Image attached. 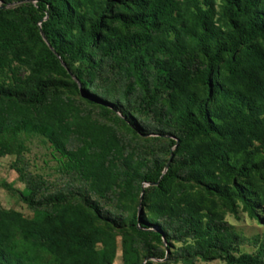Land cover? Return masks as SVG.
Returning a JSON list of instances; mask_svg holds the SVG:
<instances>
[{"label": "trees", "instance_id": "trees-1", "mask_svg": "<svg viewBox=\"0 0 264 264\" xmlns=\"http://www.w3.org/2000/svg\"><path fill=\"white\" fill-rule=\"evenodd\" d=\"M5 156L0 264H264L224 220L264 211V0H0Z\"/></svg>", "mask_w": 264, "mask_h": 264}, {"label": "rangeland", "instance_id": "rangeland-1", "mask_svg": "<svg viewBox=\"0 0 264 264\" xmlns=\"http://www.w3.org/2000/svg\"><path fill=\"white\" fill-rule=\"evenodd\" d=\"M28 150L25 152V158L29 162L31 171L42 174L53 186H59L62 182L60 175L55 171V161L52 155V150L47 142L38 135H32L26 141ZM13 156L0 157V203L6 208H13L21 211L25 215H30L32 212L19 200L18 196L11 191H7L1 186L2 182L12 183L14 186L20 187V182L16 180L17 174L10 168L13 161ZM142 199H140L141 202ZM140 213L143 212V207L140 208ZM258 218L251 219L247 216L240 207L237 214L227 213L224 220L231 225L235 231L240 233L243 242L239 245L240 252L255 253L256 249L264 238V211L256 212ZM258 237V241L254 239ZM174 248L180 247L181 242L173 244ZM171 250L166 252L164 259H154L152 264H165L168 262V255ZM238 254V253H237ZM236 254V255H237ZM146 260L143 261L145 264ZM114 264H120V252H117ZM174 264H185L183 261H178ZM194 264H225L221 258H209L203 261L196 259Z\"/></svg>", "mask_w": 264, "mask_h": 264}, {"label": "water", "instance_id": "water-1", "mask_svg": "<svg viewBox=\"0 0 264 264\" xmlns=\"http://www.w3.org/2000/svg\"><path fill=\"white\" fill-rule=\"evenodd\" d=\"M143 193V192H142ZM143 195V194H142ZM142 198V197H141Z\"/></svg>", "mask_w": 264, "mask_h": 264}]
</instances>
